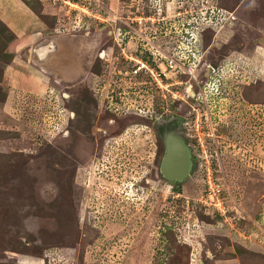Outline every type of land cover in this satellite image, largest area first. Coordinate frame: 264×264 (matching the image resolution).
<instances>
[{
	"label": "rangeland",
	"instance_id": "obj_1",
	"mask_svg": "<svg viewBox=\"0 0 264 264\" xmlns=\"http://www.w3.org/2000/svg\"><path fill=\"white\" fill-rule=\"evenodd\" d=\"M27 1L46 37L68 38L75 76L51 70L37 100L0 101V264L24 256L29 264H264V113L241 97L250 85L264 101V0H162L161 35L147 18L136 20L153 13V0ZM213 1L227 18L204 30L203 62L227 50L207 82V102L195 105V167L178 189L164 180L138 189L154 170L158 144L144 118L107 115L105 108L127 102L107 97L108 72L122 52L161 46ZM1 33L0 51H17L14 65L27 66L30 47L17 50V40ZM184 88L177 85L176 95L185 98ZM174 89L162 100L155 95L157 109L171 107ZM0 91L7 97L5 84ZM203 112L210 118L204 128ZM79 152L85 165L77 164ZM208 171L222 185L219 212L199 201Z\"/></svg>",
	"mask_w": 264,
	"mask_h": 264
},
{
	"label": "built area",
	"instance_id": "obj_2",
	"mask_svg": "<svg viewBox=\"0 0 264 264\" xmlns=\"http://www.w3.org/2000/svg\"><path fill=\"white\" fill-rule=\"evenodd\" d=\"M154 1L156 3L150 9L153 10V13L150 11L148 17H138L136 20L140 19L141 22L142 20H149L152 27L155 30L158 29V34L161 35V21L164 19L161 15V6L164 3L162 0H153V3ZM64 4L70 6V8L73 5L78 6L77 3H70L68 1H64ZM215 4L213 1L203 12L196 15L192 13L188 14L178 32L175 31L174 27H171L174 28V33L168 36L165 40L166 42L161 44V46L153 45L150 48L143 47L134 56L122 52V63L119 64L118 68H114L108 72L110 92L107 93V97H109V100L123 101L122 98H124V101L127 100L129 102L133 98V101H130L133 104L125 101L119 109L127 111L126 113L140 116L141 118L150 117L155 113L153 103V101H156L154 100L155 95L159 96L162 100L165 98V94L169 88H175L171 94L173 98L175 97L178 100L184 101L183 97L176 95L178 93L176 90L177 85H180L182 77L192 79L193 82L196 81L197 75L194 73L196 71L195 66H197L201 59L203 62L202 57L205 52L202 46L203 31L210 26L221 28L226 23V11L217 7ZM82 9L86 10L85 8ZM81 14L82 16L85 15V13ZM77 21L76 16L73 22L76 23ZM128 28L130 30V27ZM102 55L99 58L102 59ZM202 67L204 69L207 67L206 62H203ZM219 79L220 76H218V84L220 85ZM206 85L200 86L194 99H199V101H195L194 106L206 102L203 101ZM184 91L186 96L189 93V88L185 86ZM111 95H114V97ZM130 107H132V110H128ZM204 184L203 195L199 201L203 205H206V208H213L216 212H219L218 207L222 204V185L213 179L209 171L204 177Z\"/></svg>",
	"mask_w": 264,
	"mask_h": 264
},
{
	"label": "flooded vegetation",
	"instance_id": "obj_3",
	"mask_svg": "<svg viewBox=\"0 0 264 264\" xmlns=\"http://www.w3.org/2000/svg\"><path fill=\"white\" fill-rule=\"evenodd\" d=\"M54 40L55 43L57 44V50L55 53H53L52 55H50L45 61H42L39 63V61L37 62V60L35 59V56L33 55V53L31 51H29V49H26V57L28 56H32V60L36 63V64H41L45 67H47V69H50L52 71H54V73H57L60 77H63V79H67L69 78V76L65 75V71L68 69V65L69 64H73L75 66L76 64V59L74 58V54H71L73 52V48H71L70 50V44H69V40L66 36H57V37H52L49 40ZM46 41V42H47ZM72 51V52H71ZM31 60V59H30ZM64 67V68H63ZM204 71L200 72V75L202 74V80L199 79V76L196 78V81L193 82L192 79H188L187 77H184V79L181 80L180 86H187L189 88V90L191 89L193 91V97H190L189 94H186V97L183 99L184 101H181L182 103H178V99H175L172 101V105L171 107L168 106H161L158 108L157 111H155V113H153L150 117L146 118L147 123L150 125V130L152 133V137L154 139V143L157 145V142H159L160 144V154L157 156V147H155V153L152 157V161L151 164L154 167V170L151 171V169L148 170V173H146L145 175H143L142 179L140 180V182L137 184V188L140 189L143 185H145L146 183L152 181L154 184H160L164 179L161 175V173L159 172V164H160V158H161V154H162V136L165 133L168 132H172L174 134L177 135L178 138L181 139L183 145L185 146V148L187 149V151L189 152L191 161H192V166H191V171H190V175L191 176L193 169L195 167V154H194V138L191 135V131H193L192 128H194L193 122L195 121L194 117L196 118V114L199 110V108H197L196 106H194V100L196 98V95L198 93V89L200 88V86H204L205 84H208L207 82H210V76L212 74L215 73V69H212L210 67V70L208 72V75L205 77L204 73H205V69H203ZM52 73V72H51ZM212 77V76H211ZM69 80V79H67ZM191 80V81H189ZM66 81V80H65ZM189 81V82H188ZM189 83H192L191 85L194 86L191 87L189 85ZM195 89L197 91H195ZM207 102V101H206ZM205 102V103H206ZM205 103L203 104L202 102V106L205 105ZM250 107V111L251 108L254 107L255 111L257 110L256 107L257 105H251V104H247ZM260 114V113H259ZM263 114V112H262ZM197 120V119H196ZM202 124H203V128L205 127L204 125L206 124L204 122V120H206L207 122L210 121V118L205 115V113H202ZM215 136V135H214ZM81 153V155H80ZM82 152H79V154L77 155V164L79 165H85V163L82 162ZM77 170V168L74 169ZM147 175V177H145ZM165 181V180H164ZM185 181V180H183ZM173 182L170 183L173 187L177 186V185H181L182 182ZM178 186V187H179ZM143 189V187H142Z\"/></svg>",
	"mask_w": 264,
	"mask_h": 264
},
{
	"label": "crops",
	"instance_id": "obj_4",
	"mask_svg": "<svg viewBox=\"0 0 264 264\" xmlns=\"http://www.w3.org/2000/svg\"><path fill=\"white\" fill-rule=\"evenodd\" d=\"M0 21L5 24L16 38L17 50L24 47L28 48L35 46L50 39L45 36V29L36 15L25 4H23L21 0H0ZM45 50L46 52L44 53L50 51L48 47H45L42 48V53ZM56 50L57 44L52 53L46 54L45 57L43 56L41 61L37 60L36 54L33 55L37 62H42L55 53ZM14 52L17 51L14 50ZM28 57L27 59H29V61L27 66L14 65L16 62V56H14L12 60L13 62L11 61L10 65L6 67L7 71L4 76V84L7 87V97L5 101H34L39 97L38 94L45 92L46 89L50 87V85H48L50 83L48 81V75L52 74L51 70L43 69L41 67L37 68L36 66L38 64L32 60V56L30 55ZM65 75L69 76V78L75 76L70 64L65 71ZM25 93L26 99H23L21 94ZM16 95H19L20 98L15 97ZM29 259V257L24 256L17 259L16 262L18 264H29ZM42 261L43 260H40L37 263L31 264H42Z\"/></svg>",
	"mask_w": 264,
	"mask_h": 264
},
{
	"label": "water",
	"instance_id": "obj_5",
	"mask_svg": "<svg viewBox=\"0 0 264 264\" xmlns=\"http://www.w3.org/2000/svg\"><path fill=\"white\" fill-rule=\"evenodd\" d=\"M48 47L50 49L47 53H42V48ZM56 44L54 40H49L41 44H37L28 48L33 54H36L37 60L41 61L43 56L51 54L55 49ZM49 56V55H48ZM210 67L205 69L204 76L208 75ZM190 97H193V91L189 90ZM162 154L159 164V172L167 183L181 182L186 180L191 171L192 161L189 152L183 145L180 138L172 132L163 134L162 136Z\"/></svg>",
	"mask_w": 264,
	"mask_h": 264
},
{
	"label": "trees",
	"instance_id": "obj_6",
	"mask_svg": "<svg viewBox=\"0 0 264 264\" xmlns=\"http://www.w3.org/2000/svg\"><path fill=\"white\" fill-rule=\"evenodd\" d=\"M23 1V3L27 6V7H29V9L31 10V11H33V13H34V11H35V9H33L32 7H31V5H30V2H28L27 0H22ZM34 14H36V12L34 13ZM1 31L4 33V34H7L6 36H7V39H9V41L11 40V39H15V41H16V38L14 37V35L12 34V32L5 26V24L4 23H2L1 21H0V37H2V33H1ZM206 31H204L203 33H202V37H203V43L204 44H202V46H203V48H205V46L204 45H206V36L208 35L207 33H205ZM3 38V37H2ZM4 39V38H3ZM4 40H6V39H4ZM263 45H264V43H263ZM0 46H1V48L4 46L2 43H0ZM15 46V45H14ZM227 50V49H226ZM226 50H223V51H219L217 54H216V56L213 58V59H210L209 60V62H207V66H209V67H211L212 69H215V67L217 66V62H218V58L219 57H221L222 56V54H223V52H225ZM222 52V53H221ZM15 52L13 51V53L11 54V53H6V52H1L0 51V64L2 65V70L0 71V83H2V84H4V77H3V72H4V70H5V67L11 62V60L13 59V54H14ZM99 73H102V69H101V71H98ZM199 73V79L200 80H202L203 78V76H202V74L200 75V72H198ZM99 75V74H98ZM91 91L92 92H94L95 94H97V91H96V89H95V87H91ZM241 97L243 98V100L247 103V104H251V105H257V106H259L260 108H262V112L264 113V101H262V99L261 98H259L258 96H257V90H255V87H252V86H248V85H246L244 88H242V91H241ZM5 98H6V96H5V94L4 93H2L1 91H0V101H1V103L5 100ZM155 102V103H154ZM158 102L159 101H153V103H154V110L155 111H157L158 109H157V107H158ZM178 103H182L181 101L179 102L178 101ZM105 111H106V113H107V115L108 116H110V117H112V118H117V116L118 115H120V116H123L125 113L121 110V109H119V108H115V107H112V108H105ZM145 119V121H146V118H144ZM254 119V118H253ZM252 117L250 116V119L249 120H247V121H249L250 123L252 122ZM246 121V120H245ZM157 144H158V151H157V156L159 155V153H160V144H159V142H157ZM75 169V168H74ZM178 186L179 185H177V186H174L173 188H175V189H178ZM242 250H244V249H239L238 247H237V253H239V255L242 253ZM10 260V259H9ZM251 260L252 259H247V262L248 263H250L251 262ZM11 261V260H10ZM9 261V262H10ZM8 262V263H9Z\"/></svg>",
	"mask_w": 264,
	"mask_h": 264
},
{
	"label": "bare ground",
	"instance_id": "obj_7",
	"mask_svg": "<svg viewBox=\"0 0 264 264\" xmlns=\"http://www.w3.org/2000/svg\"><path fill=\"white\" fill-rule=\"evenodd\" d=\"M44 52H46V50H45V51H43V53H44Z\"/></svg>",
	"mask_w": 264,
	"mask_h": 264
}]
</instances>
